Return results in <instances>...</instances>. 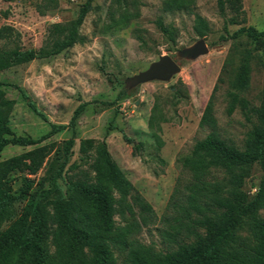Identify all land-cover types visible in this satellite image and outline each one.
<instances>
[{
  "label": "trees",
  "instance_id": "1",
  "mask_svg": "<svg viewBox=\"0 0 264 264\" xmlns=\"http://www.w3.org/2000/svg\"><path fill=\"white\" fill-rule=\"evenodd\" d=\"M91 1L87 0L75 20L51 24L41 48H0V72L48 59L83 43L79 28ZM240 1L218 0L221 11L228 2L236 13L229 20L231 25L237 24L241 14ZM43 2L46 9L57 6L56 0ZM194 2L164 0L162 10L190 12ZM133 17L124 7L117 18L111 15L110 26L127 28ZM157 25L174 39L173 30L161 22ZM224 30L227 35L220 36V42L245 36L264 52V31L243 26L230 35L226 26ZM194 31L200 37L208 31L199 15H195ZM12 33L8 26L1 27L0 40H10ZM230 63L229 58L200 117V129L211 131L188 155L177 159L181 174L160 217L113 161L103 141L80 140L81 163L69 166L75 145L72 136L63 143L62 160L52 175L37 182L28 178L37 174L52 151L51 144H41L67 128L74 135L75 121L85 104L74 110L68 125L51 123L38 138L16 136L8 126L14 101L1 90L8 84L0 82V153L7 146H35L0 160V264H264V174L255 194L244 190L254 165L264 171V89L258 106H250L239 94L248 85L250 70L246 64L239 67L231 82L233 90L227 93L226 113L230 115L239 107L247 119L254 117L255 121L241 148L227 143L216 130L213 110L215 93L230 75ZM123 94L120 92L117 99ZM155 110L148 127L160 130L157 122L155 125ZM161 122L166 118L161 117ZM155 138L159 142L157 135ZM16 174L21 175L22 185L14 191ZM17 203L21 209L11 219L10 209ZM4 222H8L5 227ZM155 225H159L155 230L161 249L140 239L143 229Z\"/></svg>",
  "mask_w": 264,
  "mask_h": 264
},
{
  "label": "rangeland",
  "instance_id": "2",
  "mask_svg": "<svg viewBox=\"0 0 264 264\" xmlns=\"http://www.w3.org/2000/svg\"><path fill=\"white\" fill-rule=\"evenodd\" d=\"M163 1L92 0L91 9L79 28L83 43L48 59H37L0 72V82L8 84L1 90L7 99L14 101L8 126L16 136L38 138L49 130L51 123L68 125L74 110L85 104L75 121L74 135L67 128L41 144H51L52 151L37 174L28 178L37 182L52 175L62 160L63 143L72 136L75 145L69 166L81 163L80 140L103 141L113 161L160 217L181 174L177 159L188 155L195 143L211 131L200 129L199 121L229 58L230 75L215 93L213 115L220 137L239 148L243 146L255 119H247L239 107L228 115L227 93L233 90L231 82L239 67L246 64L250 70L249 82L239 94L250 106H258L264 89V52L257 50L245 36L224 42L219 37L227 35L225 26L230 35L243 26L264 31V0H241L236 25L229 23L236 13L228 2L224 11L220 10L218 0H194L190 12L165 13ZM56 2V8L46 9L43 0H0V28L8 26L14 35L10 40H0V48H41L47 40L49 26L75 20L87 0ZM124 7L134 15L128 27L110 26L111 15L117 18ZM195 15L207 23L208 31L203 37L194 31ZM157 22L174 31L173 40L161 32ZM201 39L207 44L206 54L195 60L178 58L182 49ZM162 55L175 58L181 68L178 74L168 82L151 81L126 89V78L144 71ZM154 107L155 125L158 123L160 130L148 127ZM161 117L166 122H161ZM34 147L7 146L0 153V160ZM263 174L254 165L244 190L255 194ZM21 185V175L16 174L12 188L17 191ZM21 206L13 205L11 219ZM115 220L119 222L120 218L116 216ZM150 228L143 229L141 241L161 249L155 230L159 225Z\"/></svg>",
  "mask_w": 264,
  "mask_h": 264
},
{
  "label": "water",
  "instance_id": "3",
  "mask_svg": "<svg viewBox=\"0 0 264 264\" xmlns=\"http://www.w3.org/2000/svg\"><path fill=\"white\" fill-rule=\"evenodd\" d=\"M208 47L206 42L201 39L191 47L182 49L178 53V58L183 60H195L206 54ZM181 68L175 58L169 55H162L157 61L152 62L147 69L125 79L126 89L135 88L141 84L151 81L168 82L180 72Z\"/></svg>",
  "mask_w": 264,
  "mask_h": 264
}]
</instances>
